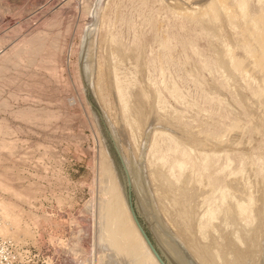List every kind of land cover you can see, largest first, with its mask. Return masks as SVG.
I'll use <instances>...</instances> for the list:
<instances>
[{
	"label": "rangeland",
	"instance_id": "1",
	"mask_svg": "<svg viewBox=\"0 0 264 264\" xmlns=\"http://www.w3.org/2000/svg\"><path fill=\"white\" fill-rule=\"evenodd\" d=\"M216 1L0 0V201L12 204L13 214L12 210L9 214L16 215L15 219L19 221V225L16 223L18 227L15 223L13 227L11 223L8 226L13 228L7 226L9 229L5 228L2 232L4 217L0 212V264H80L63 252L66 241L75 235L73 232L81 230L86 236L90 232L92 235L89 237L93 236L92 240L85 234L84 238L81 233L77 234L81 237L79 247L83 253L87 252L83 258H87L90 264L98 262V259L95 260L98 256L96 251L100 253L102 248L99 250L97 246V250L96 242L97 245L100 243L95 240L99 239L100 232V213L97 209L104 199L100 193L103 159L121 179L124 197L130 194L133 205L136 203L143 217L139 218L140 222L149 237L152 239L154 234L176 264H190L188 259L200 264L197 260L195 262L185 241L186 238H197L199 215L212 206L223 190L231 194L234 192L233 202H230L232 206L234 200L241 202L252 195L257 203L254 205L257 218L253 226L245 231L235 225L229 215L228 221L231 219L232 224L225 227L221 216V224L216 222L214 229L208 231L206 239H209L203 242L204 239L198 236L195 244L204 254L202 260L206 264H213L218 254L222 264H264V216L261 213L264 212V94L256 98L257 92L262 91L264 86V62H259V55L264 52L259 45L264 40V5L257 3L258 0H242L247 5L245 19L240 6H237L241 0H223L222 4L218 0V5ZM205 8L210 15L207 13L203 19L200 14L205 15ZM210 16L214 22L217 19L215 28ZM226 18H229L228 21ZM249 23L261 26L257 25L255 30ZM204 24L206 29L210 26L208 30L215 31L205 30ZM215 43L218 46L213 48ZM116 47L123 51L118 50L121 55ZM219 48L223 54L219 52L217 58L223 59H216ZM126 54L133 55L131 58L135 56L132 59L134 65L130 57L127 62ZM226 58L228 62L231 58L235 59L239 65L232 68V60L226 64ZM229 64L231 67H228ZM85 66H88L87 74L84 73ZM217 67H222L221 72ZM248 68L250 71L246 70ZM232 69L233 73L238 71L235 79L231 75ZM244 69L246 73H243ZM99 76L103 80H99ZM116 76L126 81L123 88L138 80L143 87L153 84V90L161 96L154 110L164 106L167 111H162V117L165 114L163 120H159L157 110L148 112L146 122L140 123L143 126L135 128L138 131L134 133V138H137L134 141L119 111ZM91 83L100 85L94 87ZM172 86L175 91L179 90L176 95L185 102H175L169 94V87ZM97 88H100L98 93ZM99 94L102 99L100 96L97 99ZM155 97L153 91L150 94L153 103ZM253 98L259 102H254ZM103 100L108 108L100 105ZM115 108H119L117 112ZM109 113L114 115L111 114V117ZM170 115L176 116L173 126L166 122V117ZM120 125L123 128H118ZM175 125H178L177 128ZM180 126L192 131L187 132L183 127L180 130ZM156 131L159 144L155 148L157 158L168 154L167 150L172 145L170 142L176 138L183 140V151H191L190 161L195 164H189V172H186L190 175L185 172L184 178L177 183L174 178L168 177L169 165L181 157L180 154L168 155L169 165L158 170L159 176L158 173L155 176L156 179L160 175H164L163 178L167 176L170 182L160 177L158 186L162 187L157 188L162 194L167 190V194L164 193L165 202L170 203H167V209L170 207L168 213L171 211L174 215L172 223L176 226L172 230L175 232L167 226L168 222L158 209L146 170L149 143ZM205 156H208V166L204 171L205 163L202 166L201 162ZM156 164L159 165V162ZM200 167L203 175L201 184L193 183L186 190L188 184L185 182L190 181L189 177L193 176L192 173L196 174ZM161 170H166L165 174ZM185 178L187 180L183 182ZM85 204H90L88 207L91 210L86 209L89 217L83 210ZM78 213L85 214V218L81 214L79 217ZM171 214L169 216L172 217ZM183 228L187 231L183 232L185 239L181 240L178 231ZM82 242H85L84 247H81ZM90 254H93L92 257Z\"/></svg>",
	"mask_w": 264,
	"mask_h": 264
},
{
	"label": "bare ground",
	"instance_id": "2",
	"mask_svg": "<svg viewBox=\"0 0 264 264\" xmlns=\"http://www.w3.org/2000/svg\"><path fill=\"white\" fill-rule=\"evenodd\" d=\"M218 1V0H217ZM217 1L215 2V4L217 3ZM220 1V0H219ZM218 1V2H219ZM221 2H223V0H221L220 1V3ZM210 3H213V1L211 2L210 1ZM209 3V5H211ZM257 3H259V4H261V5H264V0H258L257 1ZM214 4V3H213ZM219 4V3H218ZM218 4H216V5H218ZM222 4V3H221ZM240 6V12H241V14H243V16L245 15L246 16V13H247V5L241 0V2H239V3H237V6ZM207 6V5H206ZM209 7V6H208ZM211 7V6H210ZM221 7V6H220ZM104 8V7H103ZM102 8V9H103ZM223 8H224V6H223ZM222 8V9H223ZM206 9V8H205ZM209 9V8H208ZM212 9H213V7H212ZM211 8L209 9L210 11H213ZM237 9V10H238ZM171 10V9H170ZM224 10H228V9H224ZM205 11H206V13H205ZM204 11V13H205V15L204 14H200L201 15V17L202 16H204L203 17V19L205 18V17H207V9ZM219 11V10H218ZM222 11V10H221ZM263 11V10H262ZM228 13L230 12V11H227ZM261 12V11H260ZM212 13V12H211ZM223 13H224V11H223ZM237 13V12H236ZM209 15H210V12L208 13ZM213 14H214V12H213ZM213 14H211L212 16H213ZM216 14H217V12H216ZM220 14H221V12H220ZM225 14V13H224ZM224 14H222V15H224ZM227 14V13H226ZM225 14V15H226ZM238 14V13H237ZM240 14V13H239ZM262 14L264 15V12H262ZM185 15V14H184ZM187 15H189V13L187 14ZM209 15H208V17H209ZM221 15V16H222ZM183 16V15H182ZM199 16V15H198ZM217 16V15H216ZM244 16V17H245ZM260 16V15H259ZM200 17V18H201ZM211 17V16H210ZM213 17H215V16H213ZM227 17V16H226ZM228 17H229V15H228ZM243 17V18H244ZM217 18V17H216ZM223 18V17H222ZM225 19V18H224ZM227 19V21H228V19L229 18H226ZM245 19H246V17H245ZM244 19V20H245ZM264 19V18H263ZM207 20H208V18H207ZM211 20H212V17H211ZM214 20V19H213ZM212 20V23L214 22ZM254 20V19H253ZM257 20V19H256ZM224 21V20H223ZM234 22H235V20H233ZM242 21H243V19H242ZM252 21V20H251ZM260 21V19L258 20V22ZM209 23H210V19H209V21H208ZM230 22V21H229ZM256 22V21H255ZM261 22H262V19H261ZM260 22V23H261ZM127 23V22H126ZM201 23V22H200ZM228 23V22H227ZM233 23V22H232ZM253 23V22H252ZM215 24H217V19L215 20V22H214V24H212L213 25V28H215L214 27V25ZM230 24V23H229ZM235 24V23H234ZM250 25H251V23H249ZM208 25V24H207ZM257 25H259V24H255V26H254V24H253V29H257V28H255V27H258ZM204 26H205V24H204ZM259 26H261V25H259ZM210 27V26H209ZM209 27H208V29H209ZM212 27V26H211ZM229 27H230V25H229ZM263 27V30H264V26H262ZM203 28H205V30H208V29H206L207 27L205 26V27H203ZM221 28V27H220ZM233 28V27H232ZM237 28V27H236ZM211 30V29H210ZM210 30H208V31H210ZM254 30V31H255ZM211 31H213V29L211 30ZM215 31V30H214ZM213 31V32H214ZM259 31H261V28H260V30ZM264 32V31H263ZM204 33H205V31H204ZM219 33V32H218ZM253 33V32H252ZM258 33V32H257ZM264 34V33H263ZM171 35V34H170ZM205 35H206V33H205ZM232 35V34H231ZM213 37H214V35H212ZM172 37V36H171ZM207 38H208V36H206ZM215 37H217V36H215ZM235 37V36H234ZM256 37V36H255ZM260 37V36H259ZM134 38V37H133ZM178 38V37H177ZM218 38V37H217ZM247 38V37H246ZM261 38V37H260ZM109 39V38H108ZM214 39V38H213ZM226 39V38H225ZM243 39V38H242ZM248 39H250V37H248ZM97 40V39H96ZM174 40V39H173ZM259 39H257V41H258ZM110 41V40H109ZM112 41V40H111ZM227 41V40H226ZM249 42H250V40H248ZM108 42V41H107ZM113 42V41H112ZM134 42V41H133ZM95 43V42H94ZM164 43V42H163ZM254 43V42H253ZM252 42H251V44H253ZM109 44V43H108ZM239 44V43H238ZM95 45H97V42H96V44ZM217 44L215 43V47L212 45V47L213 48H216L217 46H216ZM259 45H260V48L262 49L263 48V51H264V40H262L260 43H259ZM105 46V45H104ZM117 46V45H116ZM255 46V45H254ZM108 47H109V45H108ZM249 47V46H248ZM160 48V47H159ZM164 48V47H163ZM259 48V47H258ZM259 48V49H260ZM257 49V48H256ZM115 50H117V53H118V50H120V48L118 49L117 47H116V49ZM160 50V49H159ZM165 50V49H164ZM221 50V48H219V49H217V52L216 53H218L217 55H216V59H218V58H222L223 59V57H218L217 58V56H219L220 54H219V52H222V51H220ZM143 50H141V52H142ZM258 51V50H257ZM262 51V50H261ZM105 52V51H104ZM120 52H123V51H121L120 50ZM120 52L118 53L119 55H121L120 54ZM132 52V51H131ZM164 52V51H163ZM228 52V51H227ZM166 53H167V51H166ZM262 53V52H261ZM27 54V52L25 51L24 52V55H26ZM110 54V53H109ZM142 54V53H141ZM165 54V53H164ZM214 54H215V52H214ZM222 54H223V52H222ZM232 54V53H231ZM229 55L230 57H232V55ZM243 54V56L245 55L244 53H242ZM256 54H258V53H256ZM126 55H128V54H126ZM247 55V54H246ZM249 55V54H248ZM259 55V54H258ZM113 56V55H112ZM131 57H133V55H130ZM129 55L127 56V58L123 55V57H125L126 59H127V62H128V57H130ZM141 56V55H140ZM162 56H164V55H162ZM166 56V55H165ZM225 56V55H224ZM260 56V60H259V62L261 61V62H264V52L262 53V55H259ZM119 57V56H118ZM130 57V58H131ZM230 57H227V58H230ZM129 58V59H130ZM134 58H135V56H134ZM134 58H131L130 60L132 61V59H134ZM227 58H226V64H228L231 60V65L233 66V65H239V63H235V59H230V61L228 62V60H227ZM253 58V57H252ZM141 59V58H140ZM245 59V58H244ZM108 60V59H107ZM106 60V61H107ZM112 60V59H111ZM225 60V59H224ZM223 60V61H224ZM233 60H234V63H233ZM248 60V59H247ZM253 60V59H252ZM124 61V60H123ZM167 61V60H166ZM237 61H239V59L237 60ZM241 61V60H240ZM239 61V62H240ZM250 61V60H249ZM247 62V61H246ZM105 63H107V62H105ZM122 63V62H121ZM129 63H130V61H129ZM131 63H133L132 65H134V62L132 61ZM136 63V62H135ZM168 63V62H167ZM250 63H251V61H250ZM249 63V64H250ZM254 63V62H253ZM252 63V64H253ZM111 64L113 65V62H111ZM114 64H116L115 62H114ZM119 64V63H118ZM139 64H140V62H139ZM220 64V63H219ZM222 64V63H221ZM259 64V63H258ZM261 64V63H260ZM230 65V64H229ZM228 65V67H231V65L229 66ZM247 64H245V68L247 67L246 66ZM251 65V64H250ZM255 65V64H254ZM253 65V66H254ZM263 65H264V63H263ZM262 65V66H263ZM140 66V65H139ZM217 66L219 67V65L217 64ZM98 67H100V66H97V68ZM112 67V66H111ZM114 67V66H113ZM116 67V66H115ZM217 67V68H218ZM223 67V66H222ZM222 67H220V68H218L219 69V71L221 72V68ZM239 67V66H238ZM241 67V66H240ZM244 66H243V64H242V68H243ZM250 69H251V67H252V65H251V67L250 66H248ZM264 67V66H263ZM101 68V67H100ZM232 68H234V66L232 67ZM246 69V70H248V71H250V69ZM259 67L257 66V69H258ZM105 69V68H104ZM107 69H109V67L107 68ZM114 69V68H113ZM217 69V70H218ZM230 69V68H229ZM236 69H237V67H236ZM236 69H234L235 71H236ZM264 69V68H263ZM97 71L96 72H98V69H96ZM100 70V69H99ZM110 70V69H109ZM140 70V69H139ZM245 70V69H244ZM246 70L243 72V73H246ZM106 71V70H105ZM119 71V70H118ZM222 71H223V69H222ZM233 71V69L231 70V72ZM242 71V70H241ZM251 71H252V69H251ZM113 72V71H112ZM234 72V71H233ZM232 72V73H233ZM256 72H258V71H255L254 73H256ZM260 72H262V71H260ZM259 72V73H260ZM100 73V72H99ZM98 73V74H99ZM108 73V72H107ZM224 72H222V74H223ZM238 73V71H236L235 73H233V74H231L232 76L234 75V79L236 78V74ZM101 74V73H100ZM225 74V73H224ZM247 74H248V72H247ZM261 75H262V73H260ZM167 75V74H166ZM241 75V74H240ZM258 75V74H257ZM94 76V75H93ZM221 76H223L222 78H224V75H221ZM249 76V75H248ZM97 76H95L94 78H96ZM100 78H98L99 80L101 79V80H103L102 78H101V76H99ZM245 77H246V75H245ZM114 78V77H113ZM138 79V78H137ZM255 79H257L256 77H255ZM263 79V78H262ZM96 80V79H95ZM98 80V81H99ZM125 80V79H124ZM127 80V79H126ZM224 80H226V78H224ZM261 80V79H260ZM93 81V80H92ZM226 81H228V79L226 80ZM225 81V82H226ZM230 81V80H229ZM254 81V80H253ZM95 82V81H94ZM126 81H123V80H120L119 78H118V76H116V78H115V87L117 88V89H115V90H117L116 91V94L118 95V101H119V103H120V105H119V107L121 108V109H119V108H117V110L119 109V111H120V114H121V116H123L122 118H123V120L125 119V121H123L124 122V124H126V126L128 127V131L130 132V137L133 139L135 136H134V133L136 132V131H138V130H135V128L136 129H139L138 127L141 125V126H143L142 124H140V123H142L144 120H145V122H146V118H148V116H147V113L149 112V114L151 113V111L152 110H154V107H155V103H158L159 102V100H160V97L161 96H159V93H157V91L156 90H153V88L154 87H152L153 86V84H152V86H150V87H148L147 88V85H146V87H143L142 85H140L138 82H139V80H138V82H135L134 84H132V85H130V86H128V87H126V88H123V84L125 83ZM168 82H169V78H168ZM257 82V81H256ZM114 83V82H113ZM112 83V84H113ZM171 83V82H170ZM226 83H229L230 84V82H226ZM264 83V82H263ZM262 83V84H263ZM258 84H260V81H258ZM91 85H93V83H91ZM94 85H96V87L97 86H99L98 85V83L96 84H94ZM93 85V86H94ZM151 85V84H150ZM167 85V84H166ZM165 85V86H166ZM172 85V84H171ZM264 85V84H263ZM113 86V85H112ZM229 86H231V84L229 85ZM259 88H261V86H259V85H257ZM95 87V86H94ZM94 87H92L93 89H94ZM151 87H152V89H151ZM168 87V86H167ZM174 87H175V85H174ZM209 87H210V85H209ZM165 89H166V87H164ZM163 88V89H164ZM178 88V87H177ZM263 89H262V91H260L259 93L257 92V95H256V98L258 99V97L260 98V95L261 94H264V86L262 87ZM112 89V88H111ZM95 90H97V93H98V90L100 91V88L98 89H95ZM94 90V91H95ZM258 90H260V89H258ZM155 92V94H156V97H155V100H154V103L152 102V99L150 98V94L152 93V92ZM176 91H179V90H177L176 89ZM176 91L173 89V86L170 88L169 87V94L170 95H172V97H174L175 98V102H177L178 101V103L181 101V103L182 102H185V99H184V101H182L181 100V98L178 96V95H176L177 93H176ZM168 92V91H167ZM181 92V91H180ZM95 93V92H94ZM100 93V92H99ZM212 94V93H211ZM117 95H116V98H117ZM169 95V96H170ZM99 96L101 97V99H102V96L99 94L97 97V99H99ZM258 96V97H257ZM152 98H153V96H152ZM210 98V97H209ZM211 99V98H210ZM237 99V98H236ZM254 99V98H253ZM213 100V99H212ZM211 100V101H212ZM103 103H101L100 102V105H102L104 108L106 107V108H108V105L106 106H104V100L102 101ZM213 102V101H212ZM254 102H259V101H257L256 99H254ZM118 104V103H117ZM247 105V104H246ZM113 106V105H112ZM191 106V105H190ZM111 107V106H110ZM159 107V106H158ZM102 108V107H101ZM104 108H102V109H104ZM156 108V107H155ZM111 109H112V107H111ZM110 108H109V110L110 111H112ZM109 110L107 109V112H109ZM115 110H116V108H115ZM117 110H116V112H117ZM155 110H157L156 111V114H157V116H158V118H159V120H163V117H165L164 115L165 114H163V117H162V111H164L165 110V108H164V106H162V107H159L158 109H155ZM155 110H154V112H155ZM261 110H262V107H261ZM260 110V111H261ZM106 111V110H105ZM106 112V113H107ZM123 113V115H122V113ZM165 112L167 113V111L165 110ZM191 112V111H190ZM194 112V111H193ZM164 113V112H163ZM110 114V113H109ZM112 115H114L113 113H111ZM110 114V116L112 117V115ZM116 114V113H115ZM118 114V113H117ZM156 114H155V116H156ZM174 114V113H173ZM153 116V115H152ZM107 117H108V115H107ZM110 117V119H112L113 120V118H111ZM158 118H155V120L156 121H158ZM176 118V116H168V118L166 117V119H168L166 122H167V124L169 125V126H173L174 125V123H175V119ZM115 119V118H114ZM165 119V120H166ZM118 120V119H117ZM153 120H154V117H153ZM184 120V119H183ZM254 120V119H253ZM120 121V120H119ZM121 121H122V119H121ZM150 121L152 122V120L150 119ZM155 121V122H156ZM161 122V121H160ZM210 122V121H209ZM111 123H113V122H111ZM118 123V122H117ZM116 124V123H115ZM177 124V123H176ZM182 125V124H181ZM241 124H239L238 126H240ZM123 126V125H122ZM121 125L120 126H118V128L119 127H122ZM125 126V125H124ZM161 126V125H160ZM176 126V125H175ZM178 126V125H177ZM177 126H176V128H177ZM202 126V125H201ZM126 127V128H127ZM181 127V126H180ZM183 127V126H182ZM182 127H181V129L180 130H183L182 129ZM241 127V126H240ZM239 127V128H240ZM123 128V127H122ZM179 128V127H178ZM183 128H185V127H183ZM228 128V127H227ZM243 129V128H242ZM178 130V129H177ZM184 130H187L186 128L184 129ZM189 130H191V129H189ZM189 130H187V132L189 131ZM233 130L234 129H232V133H233ZM192 131V130H191ZM191 131H189V132H191ZM194 131V130H193ZM196 131H197V129H196ZM237 131V130H236ZM236 131H235V133H236ZM242 131V130H241ZM243 131H244V129H243ZM118 132H119V130H118ZM122 132V131H121ZM126 132V131H125ZM170 132V131H169ZM181 133H182V131H180ZM198 132V131H197ZM197 132H195L196 134H197ZM227 131H225V133H226ZM154 133V132H153ZM171 133V132H170ZM229 133H231L230 131H229ZM120 134V133H119ZM173 134V133H172ZM179 134V133H178ZM184 134H185V132H184ZM224 134V133H223ZM227 134V133H226ZM237 134V133H236ZM120 135H122V133L120 134ZM138 135V134H137ZM165 135H166V133H165ZM169 135V134H168ZM167 135V136H168ZM176 135V134H175ZM254 135V134H253ZM255 135H257V134H255ZM119 136V135H118ZM139 136H141V135H139ZM152 136V135H151ZM159 136V135H158ZM239 136V135H238ZM124 137V136H123ZM160 137V136H159ZM163 137V136H162ZM164 137H166V136H164ZM169 137V136H168ZM175 137V136H174ZM206 137V136H205ZM205 137H203V138H205ZM222 137H224V136H222ZM228 137V136H227ZM253 137V136H252ZM121 138V137H120ZM139 138V137H138ZM152 139H151V141H150V147H148V149L150 148V151H148L147 153H148V156H147V168H146V170L148 171H146L147 172V174H148V178H149V180H150V189L153 191V193H154V198H155V202H156V204H157V206H158V209H159V211H160V213L162 214V216H164V218H165V221H167L168 222V225L167 226H170L171 227V230H172V228L174 229L175 228V226H174V224L172 223V222H174V215H172L171 213V211H170V214L172 215V217L171 216H169L170 214L168 213L169 212V210L171 209L170 207H169V209H167V207H168V205H167V203H169V202H165V194H167V193H165L166 191H164V193L162 194L161 192V190H159L157 187H162V185H160V186H158L159 184H158V182H159V180H163V179H166L167 180V176H165V178H163V176H161L160 175V177H161V179H160V177H158L157 179H156V175H157V173H158V176H159V172H158V170H160V169H163V168H166L168 165H169V163H168V155H178V154H180V157H181V159H178V160H174V162L172 163V164H170L169 165V173H168V177L169 178H174V180H175V182H180V180L182 179V178H184V175H186L187 174V172H189V171H187L188 170V166H189V164L190 163H192L193 161H190V159L192 158L191 157V151L190 152H186V151H183V145L182 144H184V143H181V142H183V140L182 139H180V140H182V141H178V140H176V138H175V140H171V146L168 148V150H167V152H168V154L166 153V154H164L163 156H160V158H157L156 157V152H155V148H157L158 147V142H157V140H158V137H157V131L153 134V136L151 137ZM161 138V137H160ZM173 137H171V139H172ZM185 138V137H184ZM188 138V137H187ZM212 138V137H211ZM122 139V138H121ZM164 139H166V138H164ZM169 139V138H168ZM178 139V138H177ZM206 139V138H205ZM207 139H208V137H207ZM218 139V138H217ZM254 139V138H253ZM131 140V139H130ZM134 140H137V138L135 139H133V141ZM160 141H161V139H159ZM189 140V139H188ZM193 140H195V139H193ZM198 140V139H197ZM200 140V139H199ZM239 140V139H238ZM139 141H140V139H139ZM167 141H169V140H167ZM196 141V140H195ZM204 141V140H203ZM212 141V140H211ZM215 141V140H214ZM219 141V140H218ZM218 141H217V143H218ZM230 141V140H229ZM132 142V141H131ZM136 142V141H135ZM135 142H133V143H135ZM162 142V141H161ZM165 142V141H164ZM125 144V143H124ZM137 144V143H136ZM135 144V146H137ZM139 144V143H138ZM206 144V143H205ZM228 144V143H227ZM126 145V144H125ZM160 145H161V143H160ZM210 145V144H209ZM221 145V144H220ZM185 146V145H184ZM187 146V145H186ZM190 146V145H189ZM168 147V146H167ZM210 147H212V146H210ZM248 147H250V146H248ZM161 148V147H160ZM195 148H196V146H195ZM229 148V147H228ZM189 149V148H188ZM192 149V147H190V150ZM216 149V148H215ZM136 150H137V148H136ZM186 150V149H185ZM101 151H102V149H101ZM193 152H194V150H192ZM138 152V151H137ZM106 153V152H105ZM146 153V154H147ZM198 154V153H197ZM109 155V154H108ZM106 157H107V155H105ZM207 158H208V156H205V159H204V161L203 162H201V165L203 166L204 165V163H205V165H204V171H205V167H207L208 166V163H207ZM198 159V158H197ZM196 159V160H197ZM106 159H103L102 161H103V165H102V169H101V174H102V188H100L101 189V191H100V193H101V195L103 196V201L99 204V206H101L100 208H98L97 210H99L98 211V213H100V218L98 219V220H100V230L98 229V232H99V236H98V240H95V241H99V243L101 244V246H99V245H97L98 244V242H96V246L95 247H99V250H101V248H102V250H101V252L99 253V251H96L97 253H99V254H97L96 252V255H98L96 258H95V260H97L98 259V264H159V262L157 261V259L155 258V256L153 255V253H152V251L149 249V247L147 246V244L145 243V241H144V239H143V237H142V235L140 234V232H139V230H138V228H137V226H136V224H135V222L133 221V218H132V216H131V213H130V211H129V208H128V205H127V203H126V200H125V197H124V194H123V191H122V182H121V179L120 178H118L117 176H116V174L114 173V169H113V171H112V168L110 169V167L108 166L109 164H107L106 163V161H105ZM228 160V159H227ZM146 161V160H145ZM156 162H159V165H157L156 164ZM192 164H194V163H192ZM249 164H250V162H249ZM195 165V164H194ZM252 165V164H251ZM250 165V166H251ZM227 166V165H226ZM193 167V166H192ZM229 167V166H228ZM252 167V166H251ZM149 169H150V171H149ZM194 169V168H193ZM242 169V168H241ZM251 169V168H250ZM244 170V169H243ZM162 171V170H161ZM160 171V172H161ZM164 171H166V170H164ZM164 171H162V174H163V172ZM187 171V172H186ZM241 171V170H240ZM185 172H186V174H185ZM202 169H201V167L199 168V169H197V171H196V174H193L192 173V177H189L190 178V181L188 182V181H186L185 182V180H187L186 178H187V176H185L186 178L183 180V182H185V184H188L187 185V187H186V190H187V188H188V186H193V183H195V184H197V185H200L201 184V179H202ZM117 173V172H116ZM161 174V173H160ZM164 174H165V172H164ZM231 174H233V173H231ZM235 174V173H234ZM240 174H241V172H240ZM187 175H190L189 173L187 174ZM237 175V174H236ZM235 175V176H236ZM156 176V177H155ZM243 176V175H242ZM228 177V176H227ZM229 178V177H228ZM260 179V178H259ZM235 180V179H234ZM234 180H233V182H234ZM228 181V180H227ZM230 181V180H229ZM231 181H232V178H231ZM167 182L168 183H170L168 180H167ZM183 182H181V183H183ZM188 182V183H187ZM240 182V181H239ZM260 182H262V181H260ZM263 183H264V181H263ZM167 184V183H166ZM171 185H173V183L171 184ZM182 185V184H181ZM203 185V184H202ZM250 185V184H249ZM248 185V186H249ZM261 185V184H260ZM0 186H1V184H0ZM168 186H170V185H168ZM256 186V185H255ZM161 187H160V189H161ZM206 187V186H205ZM230 187V186H229ZM228 187V188H229ZM163 188H164V186H163ZM176 188H178V187H176ZM175 188V189H176ZM181 188V187H180ZM179 188V189H180ZM227 188V187H226ZM178 189V191H180ZM185 189V188H184ZM189 189V188H188ZM222 189H224V188H222ZM230 189V188H229ZM257 189V188H256ZM163 190V189H162ZM177 190V189H176ZM182 190H183V188H182ZM191 190V189H190ZM209 190V189H208ZM244 190V189H243ZM246 190V189H245ZM151 191V192H152ZM160 191V192H159ZM175 191V190H174ZM183 191H185V190H183ZM218 191V190H217ZM216 191V192H217ZM232 191V190H231ZM263 191H264V188H263ZM262 191V192H263ZM171 192H173V191H171ZM204 192V191H203ZM185 193H188L189 194V192H187V191H185ZM210 193H211V191H210ZM232 192H230V191H227V190H225V192H224V190H223V192H221V194H219V195H221L218 199H215V201H214V203L212 204V206H210L208 209H206V210H204L205 212L203 213V214H201V215H199L198 217L200 218H198L197 220H199V230L197 231V232H199V233H197V235L199 236V238H202V240H203V242H205L206 240H208V239H206L207 238V234H208V231L209 230H212V229H214V227H215V224H216V222H219L220 223V219H222L221 218V216L224 218L223 219V221L225 222H223L224 223V226L226 227H228V226H230L231 224H232V221H231V219L228 221V218H229V215H230V217H232L233 219V223H236L235 225H238V227H240V228H243V229H245V231H246V229L247 228H249V227H251V226H253L254 225V223H255V217L257 218V216H255V214H254V205H256L257 203L255 202L256 200H255V198L252 196V195H249L247 198H245L243 201H241V202H235V200H234V203H233V206H235V207H233L232 206V203H230L232 200H233V194H234V192H233V194H231ZM236 193V192H235ZM171 194H173V193H171ZM215 194V193H214ZM230 194V195H229ZM239 194H240V192H239ZM249 194V193H248ZM251 194V193H250ZM182 195V194H181ZM180 194H179V196H181ZM241 195V194H240ZM167 196H171L170 194H168ZM178 196V197H179ZM184 196H186V195H184ZM203 196H204V194H203ZM243 196V195H242ZM245 196V195H244ZM247 196V195H246ZM263 196H264V193H263ZM174 197H175V195H174ZM180 198V197H179ZM238 198H240V197H238ZM169 199V198H168ZM168 199L166 200V201H168ZM175 199V198H174ZM173 199V200H174ZM177 199V198H176ZM175 199V200H176ZM182 199V198H181ZM206 199V198H205ZM237 199V198H236ZM262 199H264V198H262ZM172 200V199H171ZM171 200H169V201H171ZM171 201V203H174V201ZM180 200V199H179ZM177 201V200H176ZM178 202H181V201H178ZM178 202H175V203H178ZM233 202V201H232ZM263 202H264V200H263ZM88 203H90V202H87V204ZM87 204H85L86 205V207H85V209H84V207H83V210H86V209H90L88 206L91 204H89L88 206H87ZM179 204V203H178ZM177 204V205H178ZM209 204V203H208ZM263 204V203H262ZM261 204V205H262ZM11 205L12 204H10L9 202H5V201H0V212H2V214H3V217H4V224L2 225V232H5V228H7V229H9L8 227H14L15 226V224L17 223L18 225H19V221L17 222L16 221V219H15V216H10V214H9V212L12 210L11 208ZM169 205H170V203H169ZM173 205H176V204H173ZM263 206V205H262ZM172 207V209H174V207L173 206H171ZM205 207H207V205L205 206ZM264 207V206H263ZM92 208V207H91ZM15 210V209H14ZM81 210H82V208H81ZM91 210V209H90ZM264 210V209H263ZM173 211V210H172ZM82 213H83V211H81ZM85 212V211H84ZM174 212V211H173ZM11 213V212H10ZM82 213H78L79 214V217L82 215H84V218H85V214L88 216V211L86 210V212H85V214H82ZM88 213V214H87ZM262 213V216H264V212H261ZM12 214H13V210H12ZM81 214V215H80ZM174 214V213H173ZM191 214V213H190ZM1 215V214H0ZM99 215V214H98ZM97 215V216H98ZM188 216H189V214H187ZM86 216V217H87ZM90 216V215H89ZM88 216V217H89ZM180 216V215H179ZM182 216H184V215H182ZM99 217V216H98ZM170 217H171V219L173 220V221H171V219H170ZM16 218H18V217H16ZM83 218V217H82ZM92 218V217H91ZM262 218V217H261ZM88 219V218H87ZM86 219V220H87ZM90 219V218H89ZM184 219L185 220H187L186 219V217H184ZM94 220V219H93ZM185 220L184 221H182V222H185ZM257 220V219H256ZM13 221H15V222H13ZM76 221V220H75ZM176 221V220H175ZM231 221V223H229ZM235 221V222H234ZM78 222V221H77ZM90 222H91V220H90ZM166 222V223H167ZM189 222H190V220H189ZM12 223V224H11ZM15 223V224H14ZM99 223V222H98ZM97 223V224H98ZM197 223H198V221H197ZM12 225V226H8V225ZM16 224V227H18V225ZM76 224V223H75ZM74 224V225H75ZM93 224V223H92ZM92 224H90V225H92ZM189 224V223H188ZM221 224V223H220ZM230 224V225H229ZM182 225V224H181ZM185 225H186V223H185ZM8 226V227H7ZM12 227V228H13ZM94 227V226H93ZM187 227V226H186ZM197 227V226H196ZM217 227H218V225H217ZM95 228V227H94ZM98 228H99V226H98ZM176 228H178V227H176ZM180 228V227H179ZM236 228V227H235ZM6 229V230H7ZM197 229V228H196ZM79 230H81V229H79ZM88 230V229H87ZM97 230V229H96ZM239 230V229H238ZM7 231H9V230H7ZM82 232H80L79 231V233H78V231H77V233H74L73 232V234H75V235H72L71 237H69V238H71V239H69L68 240V242L66 241V245H65V243H64V245H65V251L63 252L64 254H66V256L68 257V255H71L77 262H80V264H90V261L88 262V260H86V259H84L83 258V254L86 252H84L83 253V249L81 250V248L79 247V244H80V242H79V240L81 239V237H82V235H83V238H84V234H85V236L87 235L86 233H84L83 232V230H81ZM85 231V230H84ZM173 231V230H172ZM184 231H187V230H185L184 228L181 230V231H178V235H179V238L181 239V238H183V239H185L184 237H183V232ZM89 232H90V230H89ZM92 232H94L93 230H92ZM96 232V231H95ZM173 232H175V231H173ZM81 233V237H80V235H77V234H80ZM83 233V234H82ZM88 233V232H87ZM185 233V232H184ZM194 233V232H193ZM216 233H218V231L216 232ZM72 234V233H71ZM90 234H91V232H90ZM90 234L88 233V236H86V237H89L90 236ZM176 234V233H175ZM92 235V234H91ZM94 235V234H93ZM194 235V234H193ZM79 236V239L77 238V237ZM96 236V235H95ZM185 236V235H184ZM191 236V235H190ZM195 236V235H194ZM198 236H197V238H198ZM186 237H188V236H186ZM89 238H91V237H89ZM95 238V237H94ZM197 238H194V237H192V238H186L187 240L185 241L186 243H185V245L188 247V251H190V253L192 252V254H193V258L195 259V262H196V260L200 263V264H206V263H204V260H202L203 258H202V256L204 255H202V253H200V251L198 250V248H197V244H195V241H197L196 239ZM86 239V238H85ZM85 239H83L84 241H85ZM92 240H93V236H92V238H91ZM206 239V240H205ZM87 240V239H86ZM182 240V239H181ZM199 240H201V239H199ZM81 241V240H80ZM90 239H89V244H90ZM94 241V242H95ZM199 242V241H198ZM83 243H85V242H82V244ZM87 243V242H86ZM92 243V242H91ZM199 243H201V241L199 242ZM62 244H63V242H62ZM61 245V244H60ZM91 245V244H90ZM59 246V245H58ZM58 246H57V248H58ZM61 247V246H60ZM81 247H84V244H83V246H81ZM98 247H97V250H98ZM101 247V248H100ZM62 248V247H61ZM194 248V249H193ZM206 248V247H205ZM63 249V248H62ZM92 249H94V248H92ZM91 253L93 252L92 250L90 251ZM219 253V252H218ZM63 254V255H64ZM86 254H87V252H86ZM93 254H94V252H93ZM92 254V255H93ZM217 254V253H216ZM92 255L90 254V256L92 257ZM95 255V256H96ZM218 255H220V254H218ZM218 255H216V260H215V262L213 263V264H222V262H221V256H218ZM65 256V257H66ZM62 258V257H61ZM68 259V258H67ZM66 259V260H67ZM64 260H65V258H64ZM90 260H91V258H90ZM93 260V259H92ZM256 261V260H255ZM93 263H96V262H93ZM96 263V264H97ZM208 263V262H207ZM60 264V263H59ZM63 264V263H62ZM234 264V263H233ZM255 264V263H254Z\"/></svg>",
	"mask_w": 264,
	"mask_h": 264
},
{
	"label": "water",
	"instance_id": "3",
	"mask_svg": "<svg viewBox=\"0 0 264 264\" xmlns=\"http://www.w3.org/2000/svg\"><path fill=\"white\" fill-rule=\"evenodd\" d=\"M84 73H88V66L84 67ZM125 200L128 205L129 211L131 213V216L133 218V221L135 222L140 234L142 235L145 243L149 247V249L152 251L153 255L159 262V264H176L172 258L169 257L167 252L165 251L164 247L161 246L162 243L158 240L157 237L153 234V238L151 239L149 235L147 234L146 228L141 224L140 219L143 218L140 210L138 209L136 203L135 206L132 203L130 194L125 195ZM138 213V214H137ZM140 218V219H139ZM185 254V253H184ZM187 256V255H185ZM190 264H194L190 259H188Z\"/></svg>",
	"mask_w": 264,
	"mask_h": 264
},
{
	"label": "built area",
	"instance_id": "4",
	"mask_svg": "<svg viewBox=\"0 0 264 264\" xmlns=\"http://www.w3.org/2000/svg\"><path fill=\"white\" fill-rule=\"evenodd\" d=\"M1 238V237H0Z\"/></svg>",
	"mask_w": 264,
	"mask_h": 264
}]
</instances>
